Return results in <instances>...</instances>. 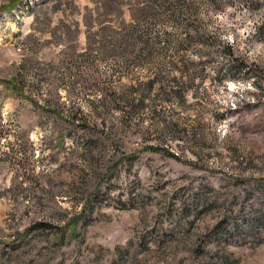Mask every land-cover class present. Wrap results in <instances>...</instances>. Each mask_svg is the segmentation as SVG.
<instances>
[{"label": "rangeland", "instance_id": "374dc122", "mask_svg": "<svg viewBox=\"0 0 264 264\" xmlns=\"http://www.w3.org/2000/svg\"><path fill=\"white\" fill-rule=\"evenodd\" d=\"M9 1L0 264H264V0Z\"/></svg>", "mask_w": 264, "mask_h": 264}, {"label": "trees", "instance_id": "16d2710c", "mask_svg": "<svg viewBox=\"0 0 264 264\" xmlns=\"http://www.w3.org/2000/svg\"><path fill=\"white\" fill-rule=\"evenodd\" d=\"M22 1L23 0H11L5 6V8H3V10H5V12H11L17 6V4L21 3ZM234 51H235V46L234 45H230L228 43L227 48H226L227 55L230 56V57H233L234 56ZM244 95H245V92H241V93L239 92L237 94L234 93V94H232L230 96V98L227 99V103L232 102L236 98L241 101L243 99ZM39 227L46 228V225L45 224H40Z\"/></svg>", "mask_w": 264, "mask_h": 264}]
</instances>
